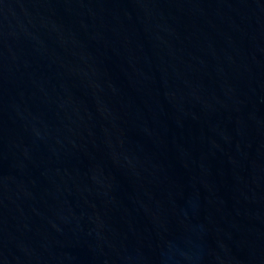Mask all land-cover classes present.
I'll return each mask as SVG.
<instances>
[{
  "label": "water",
  "instance_id": "95a60500",
  "mask_svg": "<svg viewBox=\"0 0 264 264\" xmlns=\"http://www.w3.org/2000/svg\"><path fill=\"white\" fill-rule=\"evenodd\" d=\"M0 264H264V0H0Z\"/></svg>",
  "mask_w": 264,
  "mask_h": 264
}]
</instances>
